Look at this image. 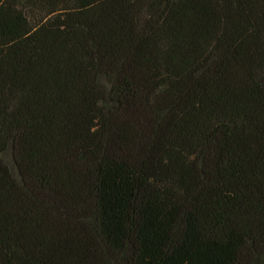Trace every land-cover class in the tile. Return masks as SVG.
<instances>
[{
    "label": "trees",
    "instance_id": "trees-1",
    "mask_svg": "<svg viewBox=\"0 0 264 264\" xmlns=\"http://www.w3.org/2000/svg\"><path fill=\"white\" fill-rule=\"evenodd\" d=\"M0 264H264V0H0Z\"/></svg>",
    "mask_w": 264,
    "mask_h": 264
}]
</instances>
